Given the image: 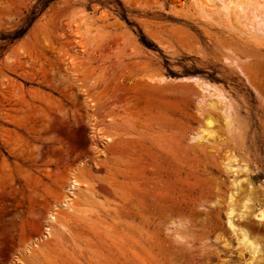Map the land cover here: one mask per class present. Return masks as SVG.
Returning a JSON list of instances; mask_svg holds the SVG:
<instances>
[{"label":"rangeland","instance_id":"obj_1","mask_svg":"<svg viewBox=\"0 0 264 264\" xmlns=\"http://www.w3.org/2000/svg\"><path fill=\"white\" fill-rule=\"evenodd\" d=\"M43 1L0 0V264H249L227 231L223 165L248 163L264 201V48L235 30L253 14L234 12L230 29L190 0ZM184 77L230 100L233 132L217 144L191 140L212 96ZM73 175L92 193L94 226L65 214L70 234L26 253ZM250 222L264 248V225Z\"/></svg>","mask_w":264,"mask_h":264},{"label":"bare ground","instance_id":"obj_2","mask_svg":"<svg viewBox=\"0 0 264 264\" xmlns=\"http://www.w3.org/2000/svg\"><path fill=\"white\" fill-rule=\"evenodd\" d=\"M190 2L201 20L210 23L226 22L230 26V29H234L231 22L234 12L245 17L248 11L251 12L254 22L249 21V23L235 30L241 38L264 48V17L261 14V17L257 20V16L255 15V12L264 6V0H220L221 4L219 6L215 3V0H190ZM81 22H83V25H78L77 28L84 27L85 32L80 34L77 31L78 38H84L83 36L89 35L91 31V25L87 23V19H83ZM226 61L229 62L230 60L226 59ZM164 80L166 79L162 81ZM183 80L196 83L202 92H207L208 96H212L200 97L201 115L208 118L205 121V126L200 128L191 139L196 146L203 147L215 144L218 139H221V133L231 134L234 128V121L233 115L230 113L232 106L230 100L226 97V93L214 86V84L198 77H184ZM212 98H216L217 101H213ZM216 115L223 120V128L216 120ZM101 131V129L96 128L95 135L105 144L114 141L115 136L102 138L100 136ZM223 168L226 173L233 176L231 190L227 196V231L230 230L231 236L236 239L238 249L241 252L249 254V264H264V248L262 243L251 236V230H249L251 226L250 219L252 217L258 222L257 224L264 225V201L263 199L261 201L257 199L258 197L256 196L251 177L252 172L248 163L240 161L232 154L228 155L225 159ZM243 185H246V188ZM84 192H91L88 189V185L73 175L70 183L65 188L62 199L56 202L53 209L45 216L44 221L46 224H44L40 237L24 249L26 253L33 254L34 251L42 249L41 246L43 244L46 245L51 241L60 242L64 233L70 234L68 216L65 214L76 215V217L94 226L92 217L95 215L94 211L96 207L90 198L92 193L86 195ZM241 193H245L243 197L241 196L242 198L240 197ZM176 237L183 238L180 235ZM226 239H224V246L228 247L230 242ZM12 264H23V262L17 256Z\"/></svg>","mask_w":264,"mask_h":264},{"label":"trees","instance_id":"obj_3","mask_svg":"<svg viewBox=\"0 0 264 264\" xmlns=\"http://www.w3.org/2000/svg\"><path fill=\"white\" fill-rule=\"evenodd\" d=\"M40 1H43V0H40ZM46 5V2L43 1V6ZM122 6V5H121ZM38 14H37V11L34 9L30 15L27 17L26 19V23L25 25L19 29L18 31H16L13 36H10L9 39H10V42L13 43L15 40L17 39H20L22 38L27 32L28 30L32 27L33 23L35 22L36 18H37ZM122 18L129 24V25H132V23H130L128 20H127V17L125 15V11L123 9V14H122ZM140 40L142 42V44L144 46H146L147 48H152L154 47L152 45V43H150L146 38L145 36L143 35V33L140 31Z\"/></svg>","mask_w":264,"mask_h":264}]
</instances>
